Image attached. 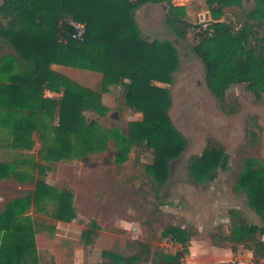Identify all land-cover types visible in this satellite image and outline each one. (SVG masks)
I'll list each match as a JSON object with an SVG mask.
<instances>
[{"label":"trees","instance_id":"16d2710c","mask_svg":"<svg viewBox=\"0 0 264 264\" xmlns=\"http://www.w3.org/2000/svg\"><path fill=\"white\" fill-rule=\"evenodd\" d=\"M2 1L0 37L16 54L0 57V129L9 138L2 142L14 152L12 155L3 152L4 147L0 149V181L26 184L34 180L23 171L24 167L35 168L34 159L16 152L31 151L37 132L50 141L41 157L45 162L105 153L113 139L114 162L125 163L136 145L145 146L153 154L152 164L146 167L150 181H167L171 162L187 146L169 114L172 98L168 85L173 83L179 54L171 41H150L142 36L136 14L149 4L167 7L166 22L178 42L200 29L193 50L204 64L208 89L224 111L228 112L226 93L235 85H247L257 99L263 98L264 0H253L254 7L249 11L244 8L245 0H206L212 21L204 30L190 23L186 8L174 5L172 0ZM227 9L240 11H234L233 19L222 21ZM70 19L86 23L84 42L72 38ZM53 65L102 74L101 91L54 71ZM125 82L126 102L134 112L142 113L143 119L131 122L127 134L119 129L103 132L100 122L89 121L84 112L104 116L109 109L103 104V91ZM46 91L62 96L50 98ZM225 159L224 148L210 140L202 155L191 159L189 170L197 181L205 182ZM235 189L249 194L250 207L264 219V164L249 160ZM48 202L55 205L56 221L71 223L77 219L72 190L36 180L33 194L14 199L0 213V264H41L35 226L26 213L33 206L42 210ZM232 219L235 223L228 232L212 234L213 245L224 248L233 244L235 252L242 245L253 253V263L260 264L264 241L238 214ZM194 236L180 226L167 225L162 237L179 244L182 251L171 255L156 250L153 264H184ZM151 253L148 245L140 243L139 250L131 255L106 250L102 252L103 262L84 264H137L149 261ZM47 264L56 263L53 260Z\"/></svg>","mask_w":264,"mask_h":264},{"label":"rangeland","instance_id":"374dc122","mask_svg":"<svg viewBox=\"0 0 264 264\" xmlns=\"http://www.w3.org/2000/svg\"><path fill=\"white\" fill-rule=\"evenodd\" d=\"M172 3L185 7L186 19L196 27L207 29L212 21L206 0H190L185 5L175 4L173 0ZM253 7V0H245L247 11ZM166 9L162 4L146 5L136 14V20L145 39L171 41L178 50L179 66L173 74V83L168 85L172 98L169 114L175 128L187 140L186 149L171 162L167 181L159 184L151 182L146 171L153 162V154L145 146L136 145L123 164L113 161L116 149L113 139L109 140L105 153L48 163L41 157L50 141L41 138L39 132L34 133V148L16 152V155L23 153L34 159L35 168H23L34 180L26 184L1 180L0 213L14 199L33 194L38 179L72 190L77 213V219L70 224H60L54 219L52 202L42 210L33 206L26 213L35 226L36 244L38 242L42 248L38 253L41 264L53 260L56 264L101 263L103 251L116 250L131 255L139 250L140 243L148 245L152 253L149 261L137 264H153L156 250L171 255L182 251L179 244L162 237L169 224L195 235L184 264H254L253 254L250 256L251 251L242 245L235 253L233 244L218 247L221 256L217 255L211 236L219 230L228 232L235 223L232 216L238 214L255 229L256 237L264 241V219L250 207L249 194L235 189L249 160L264 164V95L259 100L247 90V85H235L226 93L228 112L224 111L208 89L204 64L193 50L199 42L200 29L192 30L185 41L178 42L166 22ZM238 10L227 9L222 21L233 19L234 11ZM8 54L16 52L0 37V57ZM75 70L77 72L72 74L80 85L101 91L102 74ZM121 85H111L115 87L109 86L103 91V104L109 109L104 116L84 112L89 121L100 122L103 132L119 129L127 134L131 122L143 119L142 113L128 106L126 87ZM7 136L6 131L0 129V149L4 147L3 152L13 155L2 142L9 139ZM210 140L224 148L227 158L210 180L200 182L191 174L189 165L193 157L202 155ZM226 252L228 257L222 255ZM239 255L240 260H237ZM260 264H264V259Z\"/></svg>","mask_w":264,"mask_h":264},{"label":"crops","instance_id":"0c3cea01","mask_svg":"<svg viewBox=\"0 0 264 264\" xmlns=\"http://www.w3.org/2000/svg\"><path fill=\"white\" fill-rule=\"evenodd\" d=\"M147 6H158V5H147ZM145 8V7H144ZM144 8H142L141 10H143ZM140 12V10L137 12V14ZM137 22H138V20H137ZM138 25H139V27L141 28V26H140V24H139V22H138ZM151 41V40H150ZM52 69L54 70V71H56V72H58V73H60V74H62V75H65V76H67V77H69L70 79H72V80H74V81H76L77 82V80H75L74 78H75V76L72 74L73 72H77V70H75V68H71V67H66V66H61V65H53L52 66ZM124 85H126V82L125 83H123L121 86H124ZM111 87H115V86H111ZM45 94H46V96L47 97H50V98H54V99H59L62 95H60V94H57V93H53V92H50V91H46L45 92ZM141 115V114H140ZM3 212V211H2ZM58 223H60V224H70V223H65V222H60V221H58ZM36 241H37V233H36ZM263 241V240H262ZM53 242H55V241H53ZM39 249V250H38ZM41 249L42 248H40L39 247V245H38V242H37V250H38V253H40V251H41ZM214 251L216 252V254L217 255H220L221 256V252L219 253V251H217L218 250V247H216V246H214ZM220 249V248H219ZM49 251L51 252V254H53L54 256H55V254L49 249ZM233 252L235 253V251L233 250ZM249 254H250V256H252V252H249ZM222 255H224L225 257H228L229 256V254L226 252V253H224V254H222ZM228 255V256H227ZM52 256V255H51ZM52 259V258H51ZM237 260H240V255L236 258Z\"/></svg>","mask_w":264,"mask_h":264},{"label":"built area","instance_id":"2783aa9c","mask_svg":"<svg viewBox=\"0 0 264 264\" xmlns=\"http://www.w3.org/2000/svg\"><path fill=\"white\" fill-rule=\"evenodd\" d=\"M173 1H174L175 4L185 5L190 0H173ZM69 24L74 29V32L72 34V38L74 40H77V41H80V42H84L85 41V37H86V33H87V25H86V23L70 19L69 20Z\"/></svg>","mask_w":264,"mask_h":264},{"label":"flooded vegetation","instance_id":"af4514ba","mask_svg":"<svg viewBox=\"0 0 264 264\" xmlns=\"http://www.w3.org/2000/svg\"><path fill=\"white\" fill-rule=\"evenodd\" d=\"M204 152V151H203ZM226 158H227V155H226Z\"/></svg>","mask_w":264,"mask_h":264},{"label":"water","instance_id":"95a60500","mask_svg":"<svg viewBox=\"0 0 264 264\" xmlns=\"http://www.w3.org/2000/svg\"><path fill=\"white\" fill-rule=\"evenodd\" d=\"M2 3H3V1H2Z\"/></svg>","mask_w":264,"mask_h":264}]
</instances>
